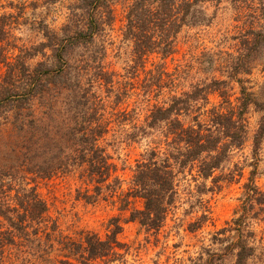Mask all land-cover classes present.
Instances as JSON below:
<instances>
[{"label": "trees", "instance_id": "obj_1", "mask_svg": "<svg viewBox=\"0 0 264 264\" xmlns=\"http://www.w3.org/2000/svg\"><path fill=\"white\" fill-rule=\"evenodd\" d=\"M114 1L75 0L61 34L40 20L38 28L45 41L32 47H17L13 43L11 25L18 19L17 15L0 18V68H5L4 75L0 76V108L14 112L12 122L19 149L17 165L0 168V264H16L7 258L12 249L47 255L55 243L66 259L46 264L105 262L110 257H120L117 250L125 247L118 239L123 230L119 217L110 219L105 238L91 231H80L74 236L56 235L57 222L48 216V203L39 196L35 186L28 187L29 182L24 183L26 180L34 183L78 171L80 180L85 183V189L78 190V198L95 203L101 196L107 200L117 197L121 209L130 210L126 222H137L147 233H158L176 202L178 174L187 169L192 172L194 168L193 180L202 181L197 184V191L200 194L213 191L225 179L216 173L222 169L230 152L244 142L246 127L240 117L236 119L235 112L225 115L213 109L207 123L197 116L190 117L200 109V101L207 103L209 94L218 92L220 97L226 98L227 81L214 78L190 91L170 95L166 102L153 106L144 125L134 124L127 134L129 140L135 141L147 135L150 129L164 127L169 147L167 157L159 162L153 151L147 160L139 161L131 188L125 194L120 192L117 166L106 148L100 145L110 129L104 119L106 100L95 88L98 84L106 89L107 97L113 95V112L129 94L127 89H115L118 81H114L115 74L105 65L104 41L107 28L115 22ZM207 1L133 0L126 10L123 36L132 43L134 73L144 66L150 55L165 59L175 54L177 38L184 27L208 24L202 8ZM16 8L26 9L23 5ZM257 42L253 46H257ZM11 49H17L18 54L11 56ZM39 56L44 60L28 63ZM244 64L236 63L231 77L240 66L243 72L248 71ZM165 76L167 81H164ZM173 76L163 64L157 65L155 71L145 77L143 93L159 97L164 88L174 82ZM60 96H63V106L56 109ZM250 96L246 94L245 110L255 104ZM36 102L45 108L42 115L36 113ZM135 114V110L112 113L120 124L132 123ZM263 140L264 118L254 135L255 149ZM209 180L211 186H207ZM11 192H14L13 197H10ZM247 195L249 202L264 203L262 192L254 184L248 188ZM134 199L142 201L141 208H132ZM244 218L242 214L234 221L238 240L231 239L227 245V250L235 254L236 264H246L255 254V248L248 243L252 233L243 231ZM207 220V214H203L189 224V231H197ZM225 232L223 229L217 234ZM207 253L210 259L206 264H216L222 259V255L210 250Z\"/></svg>", "mask_w": 264, "mask_h": 264}, {"label": "rangeland", "instance_id": "obj_2", "mask_svg": "<svg viewBox=\"0 0 264 264\" xmlns=\"http://www.w3.org/2000/svg\"><path fill=\"white\" fill-rule=\"evenodd\" d=\"M132 1H114L115 22L107 28L104 46L106 68L115 74L114 81H118L115 89L120 87L129 90L128 96L117 109L135 110L134 121L124 124L116 122L112 113L118 110L113 112V95L107 97L104 87L98 84L95 86L96 91L106 100L104 119L110 129L101 139L100 145L106 148L117 166L116 175L121 180L120 192L125 194L131 188L139 161L147 160L154 151L155 160L160 162L169 153L164 127L150 129L147 135L133 141L127 138L132 126L144 125L153 106L166 102L170 95L190 91L214 78L228 82L226 98L220 97L218 92L209 94L207 103L200 101V109L191 113L190 117L197 116L201 122L207 123L211 117L210 111L217 109L225 115L235 112L236 119H242L246 127L244 142L241 147L230 152L228 160L216 173L225 179L219 182V188L200 194L197 184L202 181L193 180L196 175L194 168L192 172L187 169L178 174L176 202L158 233H147L137 222H126L130 210L121 209L117 197L107 200L101 196L95 203H87L78 198V190L85 189L78 171L58 174L49 180L40 179L34 183L26 180L24 183L29 182L28 187L35 186L39 196L48 203V216L57 222L56 235L74 236L80 231H91L105 238L110 229V219H121L123 230L118 239L125 247L117 250L120 257H110L105 262L97 261L94 264H206L210 259L207 253L209 250L222 255L216 264H236L235 254L227 250V245L231 239L238 240L237 224L234 221L242 214L246 217L243 219V231L252 233L248 243L255 248L254 256L246 264H264V203L261 204L259 200L249 202L247 195L248 188L254 184L264 198V140L256 149L254 147V135L264 118V37H258V34H264V0L204 2L202 8L209 23L184 27L178 35L175 54L165 59L157 54L150 55L136 73L132 68L135 65L132 43L124 40L123 36L126 10ZM74 3L75 0H0V18L3 15H17L18 19L11 25L13 43L17 47H32L45 41L38 28L39 21H44L52 31L61 34V28L67 22L70 7ZM18 5L26 9L18 10ZM254 42L258 45L253 46ZM9 53L14 56L18 50L11 49ZM47 53L51 54L49 50ZM41 60L44 58L39 56L28 63L35 64ZM236 63H246L248 71L243 72L240 66L231 77L230 73ZM159 64H163L168 74L174 75V82L166 86L159 97H155L154 93L145 95L144 79ZM4 71L5 68L1 67L0 76L4 75ZM167 79L165 76L164 81ZM248 93L255 104L245 110L243 104ZM62 102L63 96H60L56 109L63 106ZM34 108L37 115H42L41 111L45 109L39 102H36ZM13 119L12 110L0 108L1 169L18 163V137ZM211 185L212 181H207V186ZM13 195L14 192H11L10 197ZM141 207L142 201L134 199L132 208ZM203 214H207L208 220L200 229L190 232L189 224ZM223 229H226L225 234L218 235ZM59 248L55 243L47 255L38 251L19 252L12 249L7 258L16 264H46L51 260H65Z\"/></svg>", "mask_w": 264, "mask_h": 264}]
</instances>
